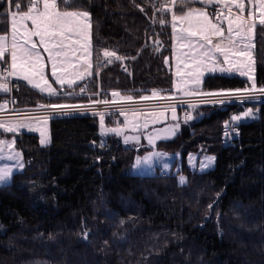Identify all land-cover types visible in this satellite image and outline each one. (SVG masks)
<instances>
[{
  "label": "trees",
  "instance_id": "obj_1",
  "mask_svg": "<svg viewBox=\"0 0 264 264\" xmlns=\"http://www.w3.org/2000/svg\"><path fill=\"white\" fill-rule=\"evenodd\" d=\"M79 5L91 13L93 61L104 60V49L127 57L125 71L119 65L98 69L100 89L137 99L153 89L170 95L171 26L161 27L158 19L151 24L153 9L145 0H79ZM7 9V0H0V33L8 31ZM165 18L170 21L168 14ZM253 33L260 88L264 27ZM149 38H158L160 49L148 46ZM96 71L66 92L86 84L85 93L92 94ZM245 87L250 88L246 80L214 75L205 77L200 90ZM14 96V109L90 100L46 99L25 86ZM246 105L257 118L240 122L234 135L225 137V131L232 114L242 113L240 103L208 104L188 109L193 119H178L174 138L157 144L165 154L181 155L183 185L168 173L129 175L142 149L114 136L100 147L97 116L51 118L46 146L33 133L17 135L15 148L25 167L0 187V264H264V100ZM189 154L214 156V168L190 171Z\"/></svg>",
  "mask_w": 264,
  "mask_h": 264
},
{
  "label": "snow or ice",
  "instance_id": "obj_2",
  "mask_svg": "<svg viewBox=\"0 0 264 264\" xmlns=\"http://www.w3.org/2000/svg\"><path fill=\"white\" fill-rule=\"evenodd\" d=\"M153 9L150 20L152 24L158 22L161 27L170 23L171 39L173 45V59L177 63L174 73L178 79L173 80L172 94L163 95L164 90H151V95H140L135 98L131 94H121L112 91V99L90 100L88 105L83 104H38L33 110H9L10 117H5L4 109L8 104H15L11 97L0 102V130L5 134H17L22 129L38 131L40 144L45 146L49 139L47 124L54 115H69L73 112L83 114L93 112L100 119L101 135L108 133L123 136L124 143L135 141L139 144V135H125V130L138 132L147 128L149 124L155 125L166 118V113H171L172 119L177 120V104H187L189 109L197 105L192 99L177 101V93L187 98L199 101H219L223 104L236 99H248L256 95L264 96V87L257 88L256 81L251 73L253 58L251 36L259 25L264 27V0H145ZM6 15L9 20V30L0 34V93L8 94L13 89H18L16 81H24L27 85L47 93L49 97H58L66 85L74 89L78 81H83L93 75L94 48L92 45L91 13L88 10H79V0H28L26 10L24 5L16 0H7ZM14 4L15 11L11 10ZM159 4V7H157ZM200 4L201 7H193ZM212 4H216V15L207 11ZM250 6V7H248ZM140 11L146 8L137 4ZM226 9V11H225ZM233 9H238L234 12ZM170 13L168 21L165 14ZM159 14V16L157 15ZM2 15V14H0ZM30 22V25H29ZM38 42L37 43V39ZM179 45V54H177ZM47 53V60L40 49ZM104 60L97 57L95 75L99 76L98 69L105 63L111 64L123 61L127 57L118 55L115 50H103ZM136 59V57H131ZM165 64L169 57H165ZM50 65L51 78L61 88L53 87L46 76V66ZM244 69H247L245 71ZM231 73L238 71L241 76H247L251 88L235 90H222L218 93H203L196 85L201 83L205 72ZM86 91L80 88V93ZM71 96V91L64 92ZM93 95L98 96L99 93ZM96 105H103L113 113L119 112L123 117V124L116 127H105V113L97 112ZM255 118L251 108L241 115H234L232 121L242 118ZM193 117L185 112L184 122ZM179 123H174L165 129H156L146 138L149 145L155 147V141L166 139L174 135L179 129ZM229 132L225 131V137ZM15 140L0 139V159L13 163L0 165V185H8L14 179V173L22 171L25 167L22 151L14 147ZM103 146V144L101 145ZM165 153L150 152L145 157H137L133 169L141 163H147L152 157H164ZM191 158V154H190ZM214 156H206L200 162V170L212 166ZM165 164L164 168L167 169ZM179 183H186L184 176L179 177ZM219 195V194H218ZM212 205H209L211 208ZM88 231L83 233L84 239L88 238Z\"/></svg>",
  "mask_w": 264,
  "mask_h": 264
},
{
  "label": "rangeland",
  "instance_id": "obj_3",
  "mask_svg": "<svg viewBox=\"0 0 264 264\" xmlns=\"http://www.w3.org/2000/svg\"><path fill=\"white\" fill-rule=\"evenodd\" d=\"M245 3L247 4V0H245ZM250 7V6H248ZM226 11V10H225ZM234 12H238V9H233ZM169 15V18L171 17V14L170 13H167ZM7 16V15H6ZM8 18V17H7ZM9 22V20H8ZM29 25H30V22H29ZM8 26H9V23H8ZM169 26H170V23H169ZM0 34H4V33H0ZM253 37H254V33H252V36H251V42H252V51H253ZM34 39H37V43L38 42V38H34ZM41 51V54L44 56L45 58V61L47 60V53H44L43 49L41 48L40 49ZM179 45H177V54H179ZM251 55H252V52H251ZM253 58V57H252ZM93 64H94V68H93V71L95 70V62L93 61ZM171 70H172V75H173V80L174 79H178L177 77H175L174 73L177 71V63L176 61L173 59V45H172V54H171ZM245 71H247V69H244ZM251 73L255 79V70H254V61L252 63V69H251ZM214 75H218V76H225V77H236V78H239V79H243V80H246L251 88V82L248 80V77L247 76H241L239 74L238 71H233L231 73H220V72H205L202 80H201V83L199 85H196L195 87H198L199 89L201 88L202 86V83H203V80L205 79V77H208V76H214ZM46 76L47 78L49 79V82L51 83L52 79L51 78V68H50V65H47L46 66ZM93 75L89 76V78L81 81L79 84L77 85H80L82 84L83 82L89 80L92 78ZM52 84V83H51ZM93 87V85H92ZM87 88V86H86ZM76 90V89H75ZM73 90V91H75ZM95 90V88H94ZM102 90V89H101ZM66 92V90L64 91ZM72 92V91H71ZM95 92V91H94ZM93 92V93H94ZM164 93V92H163ZM162 93V94H163ZM1 94V93H0ZM4 94V93H2ZM41 96V95H40ZM264 100V96H261V95H258V99H255V98H250V99H239L238 102L240 103L241 105V110H242V113L245 112L247 109H249L250 107H248L246 104L249 103V102H260ZM2 101V99H0V102ZM226 103V102H225ZM205 105V104H221L219 103V101H215V102H205V103H197L196 107H198L199 105ZM14 108L12 106H9L6 105V108L4 109V111H9V110H13ZM196 109V108H194ZM193 109V110H194ZM16 110V109H14ZM19 110H30V109H19ZM192 110V109H191ZM254 112V111H253ZM191 113V112H190ZM241 113V114H242ZM241 114H238V115H241ZM192 116V113L190 114ZM254 116L255 118H242L241 120H239L238 122H245V121H251V120H255L257 118V114L256 112H254ZM10 117V116H8ZM53 117H60V115H54ZM178 113H177V119H178ZM181 120H184L183 118H181ZM192 120V119H191ZM177 120H173L172 119V115L171 113H166V118L165 119H162L160 122L156 123L155 125L153 124H149V126L147 128H141L138 132H133L131 131L130 129H126L125 130V135H129V136H132V135H139L140 137V140H139V144H137L135 141H132L135 143L136 145V150L137 149H142L141 151V154L140 155H136V157L134 158L133 160V163L132 165L134 164L136 158L139 156V157H145L148 153L150 152H153V151H156V152H161V153H164L162 151H159L157 149V144L159 142H167V141H170L174 138L175 134L174 135H169L168 138L166 139H158L155 141V147H153L152 145H149L148 143V140H147V136L152 134L154 130L156 129H165L167 127H169L170 125L174 124V122H176ZM123 124V119H122V123L119 124V125H122ZM98 130H99V134L101 135V126H100V122L98 124ZM117 125L115 126H105V127H116ZM226 131L229 132V134H232L234 135V131L232 129V127H229ZM46 132H47V136H48V139H49V142L47 145H49L50 143V132H49V121H48V124H47V129H46ZM21 133H34L35 135H37L39 137V142H40V133L38 131H28L27 129H22L20 131V133H17V134H5L2 132V130H0V139H8V140H15V137ZM113 135L112 133H108L106 135ZM106 135H101L102 136V142H105V137ZM115 135V134H114ZM116 138H119L121 140L122 143H124V139H123V136H116ZM143 142V143H141ZM41 145V144H40ZM100 145V144H99ZM125 146H128V144H123ZM46 146V145H45ZM14 147H15V144H14ZM129 147V146H128ZM132 148V147H131ZM16 149V148H15ZM17 150V149H16ZM19 151V150H17ZM206 156H209V155H196V154H191V158H190V154L186 157L185 159V165L190 169V171L192 172H196V173H203V172H206V171H209L211 169L214 168L215 166V161L213 162L212 166L208 167V168H205L203 171L200 170V162L204 160V158ZM13 162L12 161H6V160H2L0 159V165H4V164H12ZM167 164L168 167L167 169L164 168V165ZM182 164H183V161H182V158H181V155L180 154H166V156L164 157H160V158H157V157H152L150 159L149 162L147 163H141L140 166L136 169H133L132 165L130 167V169L128 170V174L129 175H133V176H151L153 175L154 173H156L157 171H159L160 169L162 171H166L168 174H171L173 176H176L177 177V181L179 183V177L180 176H184L182 173H181V167H182ZM21 172V171H19ZM19 172H15V173H19ZM185 177V176H184ZM186 178V177H185ZM11 183V182H10ZM9 183V184H10ZM8 184V185H9ZM180 184V183H179ZM185 184V183H184ZM183 185V184H181ZM1 186H5V185H0Z\"/></svg>",
  "mask_w": 264,
  "mask_h": 264
},
{
  "label": "built area",
  "instance_id": "obj_4",
  "mask_svg": "<svg viewBox=\"0 0 264 264\" xmlns=\"http://www.w3.org/2000/svg\"><path fill=\"white\" fill-rule=\"evenodd\" d=\"M27 4H28V1L22 3V5H24V10H26ZM157 7H159V4H157ZM217 7H219V6H210V7H208L207 11L212 13L213 17H215ZM7 8H8V3H7ZM11 10L15 11L14 5H12ZM151 17H152V15H151ZM170 19H171V17H170ZM149 21L152 24L150 18H149ZM166 26L168 27L169 24H167ZM147 45L150 46L151 48H156L158 50L161 47V42H160V40L158 38H156V39L149 38L148 42H147ZM114 65H119L121 67V69L123 71H125L127 69V60L126 59L123 60V61L114 60V62L111 63V64H106L105 63L101 67V69H106V68H109V67L114 66ZM95 77H96V82L93 83L92 85H93V88H95V92L94 93H99L98 96L93 95L94 93L87 94V93L84 92L83 94H81L80 93V88L81 87H85L86 88L87 85L85 84V85L79 86L75 91H72L74 93L73 95H71V96H67L66 95L65 97H67V98H84V97H86V98H89L90 100H97V99H105L106 98L108 100H111L112 99V96H111V92L112 91L101 90L100 87H99V84H98V77L97 76H95ZM16 83H18V85H19L18 89H13L8 94H5L4 97L0 98V99H2L1 102H4V100L8 99L9 97L13 98L14 100L16 99L15 96H14L15 92H18V90L21 87H23V85L20 82L16 81ZM117 92H120L121 94H124V92H122V91H117ZM252 98L258 99V95H256L255 97H252ZM176 99H177V101L185 100V99H192V102L195 103V104H197V103H205L203 101H199V100H196L194 98H187V97H184V98L176 97ZM248 99H250V98H248ZM90 100L88 102H86V103H76V104L88 105L90 103ZM238 100L239 99H236L235 97H233L232 101L231 102H226V104H238L239 105ZM207 102H215V101L209 100ZM9 105H11V104H9ZM205 105H208V104H205ZM210 105H212V104H210ZM199 106H201V104ZM177 109L180 112L181 118L184 119L185 112L186 111L188 112V109H189L188 105L187 104L178 103L177 104ZM30 110H33V109H30ZM95 110L97 112L103 111L105 113V125H107V126H115V125H117L119 123V117H118L119 116V112L113 113L110 109L104 108L103 105H96ZM4 115H5V117L11 116L12 112L11 111L4 112ZM69 115H71V116H97V117H99L98 115H94L93 112H91V111H86L83 114H81L80 112H73V113H71ZM69 115H60V117L61 116H69ZM234 115L239 116L238 114H232L231 118ZM238 124H239L238 121H232V126L231 127H232L234 133L237 132V125ZM157 175H159L160 177H165L166 174L164 172L159 171L157 173Z\"/></svg>",
  "mask_w": 264,
  "mask_h": 264
},
{
  "label": "crops",
  "instance_id": "obj_5",
  "mask_svg": "<svg viewBox=\"0 0 264 264\" xmlns=\"http://www.w3.org/2000/svg\"><path fill=\"white\" fill-rule=\"evenodd\" d=\"M196 5H198L199 7H201L202 5H200V4H196ZM211 6H218V5H216V4H212ZM210 7V6H209ZM208 9V8H207ZM226 10V9H225ZM9 23V22H8ZM8 30H9V26H8ZM94 72V71H93ZM87 78H89V77H87ZM86 78V79H87ZM18 82H20V83H22L25 87H27V88H29V89H31V90H33V91H35L36 93H38L39 95H41L42 97H44V98H46V99H54V98H59V99H62V98H67V97H65L66 95L64 94V91L66 90V89H68L67 88V86L65 85L64 86V89H63V91L61 92V95L60 96H58V97H49L48 95H47V93H41L38 89H35V88H33V87H31V86H29V85H27L26 84V82H24V81H18ZM81 81H78L77 82V84H79ZM51 83H52V85H53V87H55V88H57L58 90L61 88V86L60 85H57L56 83H55V81L54 80H52L51 81ZM174 91V89L172 88V90L170 91V94H172V92ZM2 93L0 94V98L2 97ZM149 95H151V93L149 94ZM163 95H165V96H168V94H165V93H163ZM176 97H178V98H184V96L182 95V94H179V93H177V95H176ZM4 112H9V111H4ZM177 113H178V119L180 120V112H179V110L177 109ZM119 123H118V125L119 124H121L122 123V119H123V117L122 116H120V114H119ZM177 119V120H178ZM50 120V119H49ZM175 123V122H174ZM106 126V125H105ZM34 134V133H33ZM115 137V135L113 134V135H106V139H105V142H103V143H101L103 140H102V136L99 134V137H100V147H102L101 145L103 144V146L105 145V143H106V140H107V138L108 137ZM140 143V142H139ZM141 143H143V142H141ZM123 144H125V143H123ZM128 146L129 147H132V148H136V145H135V143L134 142H132V141H129V143H128ZM159 171H162L161 169L159 170ZM162 172H164V173H167L166 171H162ZM155 174V173H154Z\"/></svg>",
  "mask_w": 264,
  "mask_h": 264
},
{
  "label": "bare ground",
  "instance_id": "obj_6",
  "mask_svg": "<svg viewBox=\"0 0 264 264\" xmlns=\"http://www.w3.org/2000/svg\"><path fill=\"white\" fill-rule=\"evenodd\" d=\"M63 99V98H62ZM64 102H66V101H64Z\"/></svg>",
  "mask_w": 264,
  "mask_h": 264
}]
</instances>
